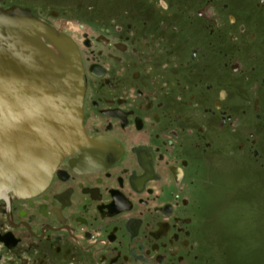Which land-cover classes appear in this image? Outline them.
Wrapping results in <instances>:
<instances>
[{
    "label": "flooded vegetation",
    "instance_id": "1",
    "mask_svg": "<svg viewBox=\"0 0 264 264\" xmlns=\"http://www.w3.org/2000/svg\"><path fill=\"white\" fill-rule=\"evenodd\" d=\"M188 3L186 6L191 7V3ZM158 6L161 7L162 12L169 9V4L164 0ZM57 12L53 11V14ZM198 13L203 15L201 11ZM236 22L235 17L230 19L231 24ZM191 24H194V20L188 19L187 29ZM128 25L130 31H135L130 35V37L133 36L132 46L129 44V36L124 35L119 42H116L119 50L128 51L133 48L136 52H144V54L145 49L152 50L156 63L160 60L165 61L166 68H170L171 72L186 68L188 76L197 78L192 83L191 78L180 74L172 76L171 84L176 85L178 90L175 97L176 105L182 101L193 107L202 104L204 113L208 114L210 119L215 122L214 132L217 130L218 133H221L225 129L237 127L238 119L234 113L235 107L229 103L235 102L234 98H246L250 94L249 90L244 86H240L241 89L236 86L237 90L233 91L231 88L228 89L218 84L223 76L221 72L216 82L208 80L205 74L198 77L196 72L201 64L204 66H202L204 73L216 71L215 69H218L216 64H219L221 58L222 71L226 75L234 74L231 76L232 82L237 83L240 76H243L244 80L250 81L252 73L257 71L258 67H264V31L262 29L261 34L256 30L251 31L245 40L240 39L241 36L237 33L233 34L231 39L233 48L229 49L228 42L223 38V30L216 18L208 20L205 27L207 35L211 36L209 42L205 44L206 39H203L201 44L191 47L180 46L178 38L176 42H169L166 35L163 37L144 35L138 32L137 25L133 22H129ZM77 27H80V24ZM173 30L178 31V28L174 27ZM58 32L61 33V31ZM81 33V38L69 36L78 47L84 67V127L88 136H98L102 143L107 144L103 153L107 159V165L97 170H91L83 163L82 155L76 153L67 156L60 163L51 183L43 192L28 198L8 196L7 191H0V264H3L6 259L5 251L13 255L10 259L11 264L16 262L19 264H188L187 260L191 255V250H195L190 238L191 233L187 229L192 223V218L176 216L174 207L176 204L173 203V205L172 202L152 206L151 197L154 198L158 193L155 188L151 187V184L164 180L160 167L168 161L165 147L174 141L172 136L165 138V133L168 131L172 135L178 136L185 132L186 128H181L180 132L172 126L180 121L188 120L193 115L191 116L190 112L189 114L179 113L176 108L160 113L157 109H163L165 101L159 97L146 95L143 88H138V94L144 97L142 104L145 110L154 113L153 118L157 125L155 141L129 148L117 134L112 132L113 128L109 125L111 122L102 130H90L87 127L88 109L94 105L100 106V100L91 95L93 79H99L101 84L111 83L112 68L109 69L107 67L109 65L98 60L88 62L78 40L82 45L85 44L89 51H92L96 45V39L105 45L111 42V38L107 34H99L97 38L92 39L88 33ZM201 36L203 37V35ZM257 40H260L263 48H259L256 51L258 53L252 56H250L251 53L245 55L244 52L247 48H250V45H253ZM186 44L189 46V43L186 42ZM248 56L251 59L250 64ZM114 57L116 60L119 59L118 61L125 60L121 55H114ZM155 66L151 65L150 69L137 68L129 73L132 78L137 80H142L145 76L152 77L156 86L165 90L170 86V82L164 81L161 76L156 75ZM256 81L264 87V75L257 77ZM193 87L197 90H192ZM105 101L108 107L99 108L102 114L118 119L123 128L132 124L136 131H147L148 118L134 107L127 106L129 103L127 96L108 97L105 98ZM252 108L256 110V118L264 124V103H262L261 97L256 96L253 99ZM245 112L247 114L246 110ZM209 130L210 125L207 123L197 125L196 135L191 146L202 148L204 153H207L210 148L212 149L214 145L211 144ZM261 133V130L248 132L247 140L241 141L238 146L240 151L248 152L249 150L257 161L264 158L262 141H260ZM219 137H222V134H219ZM160 141H162V145H158ZM73 159L79 161L78 170H75L71 164ZM166 167L175 183H183L187 177V169L183 164L176 162L168 164ZM85 176H88L87 179L91 182H84ZM144 179L145 183L142 185ZM78 180L83 181L77 183V188L70 186L50 197L48 192L57 182L64 185ZM128 189L132 192H128ZM77 193L86 198V202L81 205L83 215L76 217V225H73L69 223L63 208L73 206L72 199ZM134 194L142 197L147 195L148 197H139L135 200ZM39 199H44L46 201L43 203L48 202L54 206L42 203L39 207L37 204ZM16 202L36 207L37 214L31 215L32 213L26 210L18 211ZM182 203L185 206L190 205L188 199L182 200ZM138 204L148 208L149 213H152L150 221L147 220L148 216L145 215V212L141 211L136 216H127L138 209ZM48 209L51 211L49 212ZM50 214L60 219L62 225L54 227L45 224L38 228L36 225L37 216L51 218ZM15 216L17 220H15ZM23 232L29 238L42 244L49 243L51 250L41 249L35 241L29 243L27 238L21 235ZM69 240H73L74 243ZM33 249L38 251L33 252Z\"/></svg>",
    "mask_w": 264,
    "mask_h": 264
},
{
    "label": "rangeland",
    "instance_id": "2",
    "mask_svg": "<svg viewBox=\"0 0 264 264\" xmlns=\"http://www.w3.org/2000/svg\"><path fill=\"white\" fill-rule=\"evenodd\" d=\"M161 1L0 0V7L5 10L30 9L52 23L56 27V31L65 32L75 38H81V32L88 33L92 39L97 38L99 34L110 36L111 42L105 45L96 39V45L92 51H89L87 46L82 45L78 40L88 62L98 60L109 65L107 66L109 69L112 68L111 83L101 84L99 79H93L91 95L100 100V106L94 105L88 109L87 127L90 130H102L111 122L109 125L113 128L112 132L117 134L129 148L155 141L157 125L153 118L154 113L145 110L142 104L144 97L138 94V88H143L146 95L159 97L165 101V107L157 109L160 113L171 108H176L179 113L183 114L190 112L191 116L193 115L191 118L172 126L178 131L181 128H186L185 132L178 136L172 135L168 131L165 133V138L172 136L174 141L165 147L168 161L160 167L164 180L151 184V187L155 188L158 193V196L151 197V204L156 206L167 202L175 203L176 206L173 205L176 209V216L192 218V223L187 229L191 233L190 238L195 250H191V255L187 260L188 264H264V158L257 161L249 150L243 152L238 148L241 141L247 140L248 132L261 130L260 141H262V152L264 153V124L256 118V110L252 108L253 99L256 96L261 97L262 103H264V97H262L264 87L256 81L257 77L264 75V67H258V70L252 73L250 81H246L243 76H240L239 80L237 79L238 82L235 83L231 80V76L234 74L226 75L222 71L220 55H218L220 60L219 64H216L218 68L215 69L216 71L204 73V66L202 64L198 66L199 69L196 72L198 77L205 74L208 80L216 82L221 72L223 76H220L221 81L218 84L228 89L231 88L233 91L237 90L236 86L239 89H241L240 86H244L250 93L246 98H234L235 102L229 103L235 107L234 113L238 119L237 127L228 128L224 132L218 133L217 130L214 132L215 122L210 119L208 114L204 113L202 104L198 107L188 106L185 101L175 104L178 90L176 85L171 84L172 76L180 74L191 78L192 83L197 79L193 78L194 76H188L186 68L171 72L170 68H166L165 61L160 60L156 63L154 51L145 49L146 55L144 52H136L133 48L121 51L116 43L124 35H128L129 44L132 46L133 36L130 37V35L135 31H130L128 23L133 22L137 25L138 32L161 37L166 35L169 42H176L178 38L180 46L191 47L201 44L203 39H206L204 41L206 44L211 39V36L206 33L207 21L216 18L223 30V38L226 39L228 48L231 49L233 48L231 40L233 34L237 33L241 36L240 39L245 40L251 31L256 30L259 34H261V29L264 31V0H164L169 4V9L164 12L158 6ZM186 3H191V7L188 4L186 6ZM53 11L58 12L53 14ZM198 11H201L203 15H200ZM233 17L237 22L231 24L230 19ZM188 19L194 20V24H191L187 29ZM78 24L80 27H77ZM174 27H177L178 31H174ZM186 42L189 43V46ZM250 46L244 52L245 55L251 53L250 56H252L258 53L256 51L259 48H263L260 40ZM114 55H121L125 60L118 61L119 59L116 60ZM250 56H248L249 64L251 63ZM151 65H156L158 77L161 76L164 81L170 82L167 89L162 90L156 86L152 77L145 76L142 80H137L132 78L129 73L137 68L150 69ZM192 90L197 89L193 87ZM214 94L216 95V92ZM124 95L129 98L127 106L134 107L148 118L147 131H136L132 124L123 128L118 119L110 118L99 111V108L108 107L105 98ZM90 103L92 102L90 101ZM203 123L210 125L208 135L212 141L210 143L212 146L214 145L207 153H204L202 148L191 146L196 135L197 125ZM219 134H222V137H219ZM183 144L184 147H182ZM158 145H162V141ZM176 162L183 164L187 169V177L181 184L174 182L166 167L168 164ZM84 178H86L84 182H91L87 179L88 176ZM81 181L83 180L64 185L57 182L48 193L51 197L70 186L77 188V183ZM128 192L132 191L128 189ZM133 196L135 200L139 197H148L136 194ZM184 199H188L189 206L183 205L182 200ZM43 201L46 200L39 199L37 201L39 207ZM72 202V207L63 208V210L69 223L76 225L75 218L83 215L81 205L86 202V198L77 193ZM44 204L50 205L51 203L44 202ZM16 206L18 211L26 210L32 213L31 215L37 214L36 207L32 205L16 202ZM51 206L54 205L51 204ZM147 209L138 204V209L127 216H136L141 211L145 212V215L148 216L147 220L150 221L152 213H149ZM50 215L51 218L37 216L36 225L38 228L45 224L54 227L62 225L60 219ZM15 220H17L16 216ZM21 235L27 238L29 243L35 241L33 238H29L25 232ZM69 241L74 243L73 240ZM35 243L41 249L51 250L49 243L42 244L38 241ZM35 250L38 251L33 249V252ZM4 254L6 259L3 264H11L10 259L13 255L7 251Z\"/></svg>",
    "mask_w": 264,
    "mask_h": 264
},
{
    "label": "water",
    "instance_id": "3",
    "mask_svg": "<svg viewBox=\"0 0 264 264\" xmlns=\"http://www.w3.org/2000/svg\"><path fill=\"white\" fill-rule=\"evenodd\" d=\"M41 34L65 58L56 55ZM58 80L63 90L56 91ZM15 87L21 90L8 92ZM83 96L84 69L75 41L29 9L0 7V190H7L8 196L39 194L60 162L76 153L91 170L107 165L103 154L107 144L84 129ZM42 98L50 101L46 113L39 110ZM78 162L71 161L75 170Z\"/></svg>",
    "mask_w": 264,
    "mask_h": 264
},
{
    "label": "bare ground",
    "instance_id": "4",
    "mask_svg": "<svg viewBox=\"0 0 264 264\" xmlns=\"http://www.w3.org/2000/svg\"><path fill=\"white\" fill-rule=\"evenodd\" d=\"M57 33L58 34H60L58 31H57ZM40 37L42 38V40L48 45V47L52 50V51H54L55 52V54L56 55H58V56H60L61 58H65V54L62 52V50L50 39V38H48L47 36H45L44 34H41L40 35ZM77 46V45H76ZM77 49H78V47H77ZM78 52H79V50H78ZM80 54V53H79ZM73 78H74V74H72V76H70L69 78H67V80L69 81V84H67L69 87H72L73 86ZM7 85H9V84H5V86H7ZM57 89H56V91H58V89H59V87L62 89V87H63V85H62V83H61V81L59 82V80H58V84L55 86ZM13 88H11V89H8V92L10 93H13V91H14V93L13 94H15L17 91H20L21 89L19 88V87H15V89H13ZM63 90V89H62ZM71 91H72V89H71ZM84 91H85V86H84ZM16 95H18V94H16ZM9 96H11V95H9ZM84 97V96H83ZM84 99V98H83ZM41 100V106H40V111H42V112H44V113H46V112H48L47 110H48V108H49V106H50V101H48L47 99H40ZM72 104H70V106H71ZM70 108H72V106L70 107ZM100 142H101V139H100ZM102 143V142H101ZM103 144H105V142L103 143ZM59 167V166H58ZM0 191H7V190H0ZM8 192V191H7ZM10 195H15V194H10ZM15 196H17V195H15ZM19 197V196H18ZM28 198H30V197H28Z\"/></svg>",
    "mask_w": 264,
    "mask_h": 264
}]
</instances>
